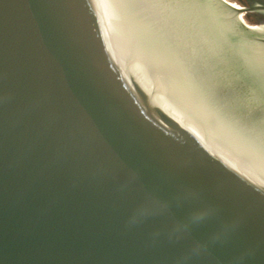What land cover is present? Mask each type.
<instances>
[{
    "label": "water",
    "instance_id": "water-1",
    "mask_svg": "<svg viewBox=\"0 0 264 264\" xmlns=\"http://www.w3.org/2000/svg\"><path fill=\"white\" fill-rule=\"evenodd\" d=\"M201 2L144 6L209 63L220 103L244 78L264 96V27ZM91 13L0 0V264H264V186L153 107Z\"/></svg>",
    "mask_w": 264,
    "mask_h": 264
},
{
    "label": "bare ground",
    "instance_id": "bare-ground-1",
    "mask_svg": "<svg viewBox=\"0 0 264 264\" xmlns=\"http://www.w3.org/2000/svg\"><path fill=\"white\" fill-rule=\"evenodd\" d=\"M86 1L91 15L104 31L109 51L135 87L150 95L151 105L165 110L185 129L264 186V96L250 94L261 88V84H250L244 78L243 85L242 82L238 85L242 94H250L234 109L242 112L243 119L238 123L234 111L228 116L227 106L220 108V100L211 101L216 96L211 87H201V91L198 85L184 81V71L176 62L178 51L173 52V58L165 56L170 51L165 45L168 28L159 18L149 15L151 8L145 7L143 0ZM239 18L245 24L241 14ZM206 95L209 101L204 98ZM244 108L250 111H243Z\"/></svg>",
    "mask_w": 264,
    "mask_h": 264
},
{
    "label": "rangeland",
    "instance_id": "rangeland-1",
    "mask_svg": "<svg viewBox=\"0 0 264 264\" xmlns=\"http://www.w3.org/2000/svg\"><path fill=\"white\" fill-rule=\"evenodd\" d=\"M144 1L145 0H143V2ZM190 1H191V3H195V5L197 7H200V10H203V9L206 10L205 2H201V0H198V1L197 0H190ZM226 1H230V2H233L235 4L236 3L239 4L237 2V0H226ZM239 6L242 7L241 4H239ZM224 18H225V20L230 19V17H227L226 15H224ZM242 18H243V20H244V22H245L246 25L247 24H255V23H253V22L250 21L249 15H245L244 14V16L242 15ZM211 25H212V23H211ZM192 29H193V27H192ZM230 35H232V34L230 33ZM169 38H170V36H168V38L165 39V45L169 47V50H170L169 53H170V55H173V52L175 50V46H173V44L171 43V41H169ZM238 38H239L238 41L241 42V43L246 42V40L248 41L247 38L242 37L241 35H239ZM230 39H231V37L229 38V40ZM176 45L177 46L178 45L180 46V50H178V55H177L176 62H177V64L179 66L182 67V71H184V81L187 82V84H189L191 81H194V82L197 83L198 81H197L196 78L199 77V76H201L203 78H201V79L199 78L200 79L199 80V82H200L199 84L202 85V87L205 88V86H204L205 83L207 84V80L210 79L212 81L213 87L215 89L214 92L217 93V94H215L216 96H214V97L211 98L212 99L211 101H213L214 99L215 100H219L220 98L221 99L222 98L224 99L225 98V91H223V90H222L223 92L222 91H219L221 89V86L219 87V85L217 84V82H216L217 80H216L215 76H213L214 74H211V73L210 74H206L207 80H205L206 77H204L205 76L204 73H206L209 70H211L210 67H209V63L207 62L208 63L207 64L202 59H200V57L198 55L199 52H197V50H195V48L192 47L191 44L184 43L180 39H178ZM241 59L244 62H250L246 58H241ZM178 60H179V62H178ZM260 70L261 71L262 70L264 71V67L261 68ZM260 84H261V82L259 81L258 82V85H260ZM221 94H224V97H219L218 96V95H221ZM206 97H207V99L209 101V96H206ZM242 98H243V95L240 94L237 98L232 99V101H228L227 103H223V105L221 103V105H220V108H223V107H226L227 106L226 107V110H228V116H230V111L231 110L234 111V114L233 115L234 116H237L236 119H237V122L238 123L241 121L240 118H242V116H241L242 115V112H239L240 110H237L236 111L234 109H236L238 107V104L240 102H242L241 101ZM225 99L226 100H229L227 98H225ZM236 102H238V103H236Z\"/></svg>",
    "mask_w": 264,
    "mask_h": 264
},
{
    "label": "flooded vegetation",
    "instance_id": "flooded-vegetation-1",
    "mask_svg": "<svg viewBox=\"0 0 264 264\" xmlns=\"http://www.w3.org/2000/svg\"><path fill=\"white\" fill-rule=\"evenodd\" d=\"M237 2L241 4L242 9L247 10L245 15H249L251 22L264 27V0H237ZM251 2L259 8L253 9Z\"/></svg>",
    "mask_w": 264,
    "mask_h": 264
}]
</instances>
